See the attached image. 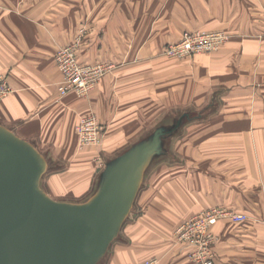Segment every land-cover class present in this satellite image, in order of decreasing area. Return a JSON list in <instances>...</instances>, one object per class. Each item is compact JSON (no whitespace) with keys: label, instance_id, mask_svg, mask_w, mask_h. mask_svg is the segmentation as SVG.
Wrapping results in <instances>:
<instances>
[{"label":"crops","instance_id":"1","mask_svg":"<svg viewBox=\"0 0 264 264\" xmlns=\"http://www.w3.org/2000/svg\"><path fill=\"white\" fill-rule=\"evenodd\" d=\"M199 28L230 38L212 54L164 53ZM78 36L81 62L114 68L88 94L61 95L56 53ZM0 75L11 86L0 97V123L46 156L42 187L71 196L58 200L90 197L106 163L151 134L161 114L181 107L180 127L194 123L167 137L171 148L151 162L98 264L151 254L160 264H195L173 238L181 221L212 205L264 214V0H0ZM91 112L107 128L104 142L80 148L76 125ZM163 155L173 159L153 165ZM228 221L215 226L216 264H264V224L249 222L241 245Z\"/></svg>","mask_w":264,"mask_h":264},{"label":"water","instance_id":"2","mask_svg":"<svg viewBox=\"0 0 264 264\" xmlns=\"http://www.w3.org/2000/svg\"><path fill=\"white\" fill-rule=\"evenodd\" d=\"M183 117L109 160L94 193L80 202L52 197L41 185L46 156L0 123V264H98Z\"/></svg>","mask_w":264,"mask_h":264},{"label":"built area","instance_id":"3","mask_svg":"<svg viewBox=\"0 0 264 264\" xmlns=\"http://www.w3.org/2000/svg\"><path fill=\"white\" fill-rule=\"evenodd\" d=\"M229 34L221 30L193 29L186 30L177 41L165 45L164 53L171 57H185L196 52H212L229 38ZM80 36L66 45H62L56 53V62L62 73L58 85L61 95L75 91L80 95L88 94L99 79L114 68L107 61L83 63L78 57ZM11 86L4 75H0V97L8 94ZM106 126L99 117L91 112L80 116L76 125L78 146L101 145L106 133ZM246 214L235 213L224 208L203 209L200 213L188 218L178 228L180 240H187L196 246L193 253L199 264H216L213 250L214 235L210 228L221 218L244 220ZM264 222V214L261 216ZM157 257L146 258L136 264H158Z\"/></svg>","mask_w":264,"mask_h":264},{"label":"rangeland","instance_id":"4","mask_svg":"<svg viewBox=\"0 0 264 264\" xmlns=\"http://www.w3.org/2000/svg\"><path fill=\"white\" fill-rule=\"evenodd\" d=\"M221 31H224L225 33H227V34H229L228 32H226L225 30H221ZM230 35V34H229ZM229 38H230V36H229ZM228 38V39H229ZM227 39V40H228ZM227 40H225L220 46H219V48L218 49H216V50H214V51H212V52H196V53H193V54H190V55H188V56H185V57H179V58H182V59H184V58H189V57H191V56H193V55H195V54H200V53H208V54H212L213 52H216V51H218L220 48H221V46L227 41ZM175 58V57H174ZM177 58V57H176ZM110 64H113L112 62H110ZM109 72V71H108ZM107 72V73H108ZM106 73V74H107ZM103 78V76L99 79V81L98 82H100V80ZM98 84V83H97ZM96 84V85H97ZM181 107H179V109H174V110H172L174 113H171V112H166V113H163V114H161L158 118H157V122H156V124H153L152 126H151V128H150V131L151 130H154L157 126H159V125H162V124H165V125H170V124H172L173 122H175L180 116H181V112H179L181 109H180ZM188 112H190V114H191V116H192V118L193 117H195V115L197 114V110L195 109V108H192V109H188L187 110ZM194 123H192V121H188V119L187 118H185L184 119V126H182V127H180L175 133H184V132H187L188 131V129H189V131L192 129V128H194ZM103 142H104V140H103ZM170 143H171V139H170V137L169 138H167L166 139V141H165V148L168 150V149H170L171 147H170ZM103 144V143H102ZM101 144V145H102ZM101 145H93V146H101ZM86 147V146H85ZM160 159V160H159ZM171 160V159H173V157H171V156H169V155H163V156H160V157H158V158H156V160H155V162L153 163V165L157 162V164H158V162L159 161H161L162 160V162L163 161H165V160ZM175 159V158H174ZM159 160V161H158ZM46 176L47 175H44V177H43V180L46 178ZM44 182V181H43ZM75 191V190H74ZM81 191V190H80ZM89 194V192L88 193H86L85 195H80V196H82L81 197V199H83V198H85L87 195ZM61 197H64V198H61ZM77 198H79V196H76ZM70 199L71 198V196H59V198L58 199ZM212 208H224V209H226V210H231L232 212H235V213H242V214H246L247 215V217L244 219V220H233L232 218H221V219H219L215 224H213L212 226H211V228H210V231H211V233H213V235H214V242H213V250L215 251V245H216V243L220 240V235L216 232V224H218L219 222H225L226 224L227 223H229V221H228V219L229 220H232V225H235V228H236V230H237V232H236V242H237V244H243L242 242L244 241V239H242L243 237H244V234H243V231H244V229L246 228V227H248V223L249 222H254V223H263L264 224V222L261 220V214H254V213H252V212H248V208H247V210L246 211H244V209H240V210H238V208L237 209H234L233 207H229V206H225V205H212V206H206V207H204V208H202L201 210H199L198 212H196L195 214H198V213H200L203 209H212ZM194 214V215H195ZM193 216V215H192ZM191 217V216H190ZM189 217V218H190ZM187 220V219H186ZM186 220H184V221H181L179 224H178V226L176 227V229L174 230V233H173V238L175 239V240H179V242H183V243H186V246H187V249H188V258L191 260V261H193L195 264H199V262L197 261V258H195V256H194V252L196 251V246L195 245H193L192 243H190L189 241H187V240H185V239H183V240H180L179 239V237H178V228H179V226L182 224V223H184ZM228 225V224H227ZM226 225V226H227ZM149 257H157L158 259H159V263L158 264H160L161 263V258H160V256H158V255H155V254H151V255H148V256H146V258H149ZM145 258V259H146ZM215 258H216V251H215ZM106 260V259H105ZM144 260V259H143ZM105 263V261H103L101 264H104Z\"/></svg>","mask_w":264,"mask_h":264}]
</instances>
